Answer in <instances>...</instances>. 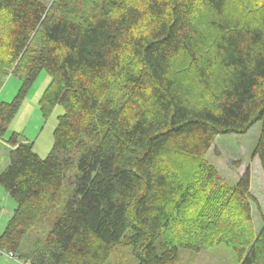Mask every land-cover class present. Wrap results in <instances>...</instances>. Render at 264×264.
I'll list each match as a JSON object with an SVG mask.
<instances>
[{"label":"trees","instance_id":"1","mask_svg":"<svg viewBox=\"0 0 264 264\" xmlns=\"http://www.w3.org/2000/svg\"><path fill=\"white\" fill-rule=\"evenodd\" d=\"M198 1L0 0V76H20L25 92L45 71L41 110L63 108L45 159L18 136L5 141L0 184L17 207L0 247L31 264H105L123 244L135 264H181V247L212 245L207 226H219L239 264H264L249 169L218 194L197 244L169 236L196 189L184 165L217 186L204 157L218 135L260 123L252 155L264 172V0L255 23L225 12L226 0H200L207 18L195 17ZM144 19L155 26L143 29ZM119 83L116 102L108 95ZM22 95L0 105V140ZM168 153L182 158L165 164Z\"/></svg>","mask_w":264,"mask_h":264},{"label":"rangeland","instance_id":"2","mask_svg":"<svg viewBox=\"0 0 264 264\" xmlns=\"http://www.w3.org/2000/svg\"><path fill=\"white\" fill-rule=\"evenodd\" d=\"M39 1L49 7L55 0ZM199 2L200 0L196 6L195 17L204 15L201 18H207V12L204 13V9L201 8ZM258 2L259 0H226L225 12L227 11L239 17L241 23H255L258 18ZM155 23L156 21L153 19H144L142 28L150 29L155 26ZM181 68L175 65L172 72L176 74ZM49 83V75L45 71H41L26 91L23 92V79L20 76L13 74L0 76V105L12 104L23 93L19 99L16 113L10 119L2 140H0V172L9 164L11 147L5 141H8L13 136H18L21 142L31 144L32 150L41 159H45L51 153L54 145V130L58 117L63 113V108L62 106H56L48 114H44L41 110L40 101ZM121 95V84L119 83L109 92L108 97L120 102L122 100ZM259 133L260 123H256L245 134H226L216 137L204 158L217 173V186L207 181L205 175H200L194 167L184 165L179 174L188 178L192 176L193 180L196 179V189L193 192V198L187 204L185 212L169 231V236L174 242L180 244L188 243L190 246L197 244V240L202 237L201 234H197V225L200 221L216 218L212 217L214 201L219 195L223 198V194L226 193L228 188L236 185L246 169L250 171V192L258 202V205L252 204L253 233L259 232L262 226V218L264 217V172L258 158L252 155ZM181 158V154L175 156L168 153L165 155V164H169L171 160H179ZM69 191L70 189L65 187L62 199L66 198ZM16 207L17 204L14 198L0 184V237ZM228 219L232 222L241 220L240 218ZM44 220L43 224L48 227L53 218ZM216 221L219 222L218 220ZM218 227L207 226V229H212V231H206L205 234V238L209 237L212 239L213 243H215L214 245L213 243L209 246L203 244L198 250L190 247H181L179 253L180 263L239 264L238 258L232 250V244L226 242V237L224 238L219 233ZM229 228H232V226L230 225ZM228 230L232 231L231 229ZM218 234L222 237H219ZM40 236L39 233L32 232L29 235V241L33 242ZM7 252H9L7 249L0 247V264H17L15 260L8 257ZM23 261L21 258V262ZM29 263L26 262L25 264ZM105 264H135L131 248L123 244L116 246Z\"/></svg>","mask_w":264,"mask_h":264},{"label":"built area","instance_id":"3","mask_svg":"<svg viewBox=\"0 0 264 264\" xmlns=\"http://www.w3.org/2000/svg\"><path fill=\"white\" fill-rule=\"evenodd\" d=\"M7 254H8V257L12 260H15L17 264H25L26 263L25 260L23 262H21V258L19 256H17L14 252L9 251V252H7ZM29 264H31V263H29Z\"/></svg>","mask_w":264,"mask_h":264}]
</instances>
